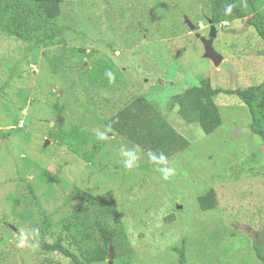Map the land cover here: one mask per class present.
I'll list each match as a JSON object with an SVG mask.
<instances>
[{
	"label": "rangeland",
	"instance_id": "obj_1",
	"mask_svg": "<svg viewBox=\"0 0 264 264\" xmlns=\"http://www.w3.org/2000/svg\"><path fill=\"white\" fill-rule=\"evenodd\" d=\"M213 3L62 0L47 18L38 3L0 0V264H84L61 226L84 208L75 187L113 193L124 238L112 264H178L183 240L187 264H264L252 248L264 243V144L222 91L264 80V42L245 17L213 22ZM210 24L218 65L194 35ZM201 77L221 89L208 134L176 97ZM137 94L188 147L157 162L105 125ZM209 189L216 205L201 210Z\"/></svg>",
	"mask_w": 264,
	"mask_h": 264
},
{
	"label": "trees",
	"instance_id": "obj_2",
	"mask_svg": "<svg viewBox=\"0 0 264 264\" xmlns=\"http://www.w3.org/2000/svg\"><path fill=\"white\" fill-rule=\"evenodd\" d=\"M38 3L45 17L53 18L60 12L62 0H26ZM210 18L219 22L225 18H244L252 25L264 42V12L256 0H213ZM264 60V54H263ZM221 89L214 88L208 77H201L199 84L187 87L176 97L182 96L195 112V121L208 134L221 124L218 105L213 96ZM234 94L248 109L250 130L259 135L264 144V80L245 88L222 90ZM183 101V100H181ZM185 113V112H184ZM187 119L189 117L187 116ZM105 125L120 136L140 147L153 160L159 162L184 150L189 141L176 131L156 107L143 95H134L123 104L113 116L105 120ZM30 193H33L29 186ZM73 197L84 202V208L69 213L61 222L63 231L76 248L78 257L84 264L99 263L108 258V247L114 250L122 246L124 230L111 191L94 195L75 187ZM201 210L212 209L216 205L213 189L198 196ZM255 236H253L254 239ZM252 248L258 259L264 263V248L255 241ZM178 264H187L185 242L173 247ZM118 254L116 253L115 256Z\"/></svg>",
	"mask_w": 264,
	"mask_h": 264
},
{
	"label": "water",
	"instance_id": "obj_3",
	"mask_svg": "<svg viewBox=\"0 0 264 264\" xmlns=\"http://www.w3.org/2000/svg\"><path fill=\"white\" fill-rule=\"evenodd\" d=\"M190 30L194 29V25L190 23L188 19H185ZM210 30L208 32V37H203L199 33H195V36L200 38L202 45H203V57L210 59L214 65H218L219 62L222 60V55L218 53L213 47V39L216 35V29L213 24H210ZM108 258L107 264H112L113 260V249L112 246L109 245L108 247Z\"/></svg>",
	"mask_w": 264,
	"mask_h": 264
},
{
	"label": "clouds",
	"instance_id": "obj_4",
	"mask_svg": "<svg viewBox=\"0 0 264 264\" xmlns=\"http://www.w3.org/2000/svg\"><path fill=\"white\" fill-rule=\"evenodd\" d=\"M194 30V29H193ZM195 33H198V32H195ZM195 33H194V35H195ZM200 39V38H199ZM203 54V53H202Z\"/></svg>",
	"mask_w": 264,
	"mask_h": 264
}]
</instances>
